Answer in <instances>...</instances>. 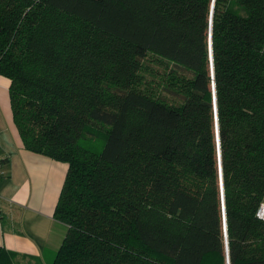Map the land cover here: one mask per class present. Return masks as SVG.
Returning <instances> with one entry per match:
<instances>
[{"label":"trees","instance_id":"16d2710c","mask_svg":"<svg viewBox=\"0 0 264 264\" xmlns=\"http://www.w3.org/2000/svg\"><path fill=\"white\" fill-rule=\"evenodd\" d=\"M0 74L69 165L51 264H264V0H0Z\"/></svg>","mask_w":264,"mask_h":264},{"label":"crops","instance_id":"0c3cea01","mask_svg":"<svg viewBox=\"0 0 264 264\" xmlns=\"http://www.w3.org/2000/svg\"><path fill=\"white\" fill-rule=\"evenodd\" d=\"M10 84L0 74V247L17 264H51L67 231L55 210L69 165L26 148Z\"/></svg>","mask_w":264,"mask_h":264},{"label":"built area","instance_id":"2783aa9c","mask_svg":"<svg viewBox=\"0 0 264 264\" xmlns=\"http://www.w3.org/2000/svg\"><path fill=\"white\" fill-rule=\"evenodd\" d=\"M258 216L264 220V201L260 204V207L258 209Z\"/></svg>","mask_w":264,"mask_h":264},{"label":"water","instance_id":"95a60500","mask_svg":"<svg viewBox=\"0 0 264 264\" xmlns=\"http://www.w3.org/2000/svg\"><path fill=\"white\" fill-rule=\"evenodd\" d=\"M215 84V83H214ZM215 100H216V95H215ZM223 193H224V187H223ZM224 203V214H225V202L223 201ZM225 228H226V233H227V220H226V214H225ZM227 252H228V264H230V257H229V250H228V247H227Z\"/></svg>","mask_w":264,"mask_h":264},{"label":"rangeland","instance_id":"374dc122","mask_svg":"<svg viewBox=\"0 0 264 264\" xmlns=\"http://www.w3.org/2000/svg\"><path fill=\"white\" fill-rule=\"evenodd\" d=\"M158 65H161V64H159V63H157Z\"/></svg>","mask_w":264,"mask_h":264}]
</instances>
